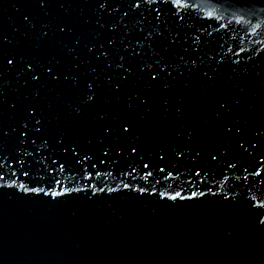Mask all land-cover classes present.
<instances>
[{
    "label": "water",
    "instance_id": "obj_1",
    "mask_svg": "<svg viewBox=\"0 0 264 264\" xmlns=\"http://www.w3.org/2000/svg\"><path fill=\"white\" fill-rule=\"evenodd\" d=\"M0 264H264V0H0Z\"/></svg>",
    "mask_w": 264,
    "mask_h": 264
}]
</instances>
